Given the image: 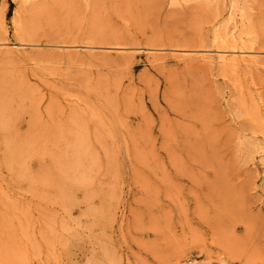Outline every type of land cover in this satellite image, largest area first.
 Here are the masks:
<instances>
[{"label":"rangeland","instance_id":"1","mask_svg":"<svg viewBox=\"0 0 264 264\" xmlns=\"http://www.w3.org/2000/svg\"><path fill=\"white\" fill-rule=\"evenodd\" d=\"M0 29L36 56L0 63L31 109L13 112L31 183L0 166V264H168L222 237L264 264V64L172 59L264 63V0H0ZM71 132L102 180L73 194L87 206L63 193Z\"/></svg>","mask_w":264,"mask_h":264},{"label":"bare ground","instance_id":"2","mask_svg":"<svg viewBox=\"0 0 264 264\" xmlns=\"http://www.w3.org/2000/svg\"><path fill=\"white\" fill-rule=\"evenodd\" d=\"M175 1V0H171ZM235 1L232 2L234 5ZM231 5V7H232ZM18 18V13H15L11 18L13 25ZM2 30L0 29V36ZM22 45L20 44H2L0 43V63L6 62H19L20 59L29 60L30 58L36 59L35 55L28 54L22 51ZM79 49V47L75 48ZM81 49V48H80ZM192 51H184L177 54L172 59L174 61L180 60H196L200 62H208L216 64L221 67H258L262 63L257 59V54L253 51H232L215 52L211 58L207 57H195ZM89 60V56H86ZM85 58H78L75 61H81ZM2 79L0 78V166L13 174L16 181L22 184L31 183L23 169L25 162V153L23 149V139L15 136L13 121L16 119L14 111L20 110V112H30L29 106H25L17 97L11 98L10 95L6 94L3 90ZM14 107V108H12ZM82 119L76 115L75 119L71 123L74 125H81ZM71 126V127H72ZM264 132V129L261 130ZM81 136L75 132L69 134L70 146L67 151V162L71 165L70 174L67 177V184L65 185L64 192L69 206L75 204L88 205L87 198L82 197L81 201L78 202L72 198L75 192L86 194V188L91 183H102V180L95 177L92 172L93 163L92 156L88 154L84 148H82L83 142H81ZM25 142V141H24ZM87 153V154H86ZM53 170L47 172L51 175ZM55 176V175H53ZM55 180H60L59 177L55 176ZM100 193V192H99ZM191 257L190 259H188ZM170 262L168 264H186L189 260H198L205 262L206 264H258L254 262L255 258L248 251L245 244L239 240L231 237H222L217 240L209 239H194L182 247L175 249L169 256ZM98 259L91 258V260L84 259L83 264H97ZM99 262V261H98Z\"/></svg>","mask_w":264,"mask_h":264},{"label":"built area","instance_id":"3","mask_svg":"<svg viewBox=\"0 0 264 264\" xmlns=\"http://www.w3.org/2000/svg\"><path fill=\"white\" fill-rule=\"evenodd\" d=\"M186 264H206L205 262H200L198 260H189Z\"/></svg>","mask_w":264,"mask_h":264}]
</instances>
